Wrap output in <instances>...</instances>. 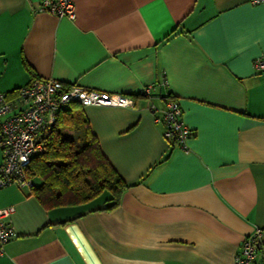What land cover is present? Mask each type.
I'll use <instances>...</instances> for the list:
<instances>
[{
	"label": "crops",
	"instance_id": "crops-1",
	"mask_svg": "<svg viewBox=\"0 0 264 264\" xmlns=\"http://www.w3.org/2000/svg\"><path fill=\"white\" fill-rule=\"evenodd\" d=\"M39 1L0 0V93L35 76L132 96L80 107L127 187L111 208L107 191L45 208L27 188L0 189L16 233L0 264H234L257 229L264 264V2L71 0L69 19L34 12ZM166 94L192 130L188 152L155 121Z\"/></svg>",
	"mask_w": 264,
	"mask_h": 264
},
{
	"label": "built area",
	"instance_id": "built-area-1",
	"mask_svg": "<svg viewBox=\"0 0 264 264\" xmlns=\"http://www.w3.org/2000/svg\"><path fill=\"white\" fill-rule=\"evenodd\" d=\"M264 0H250L259 4ZM34 12H45L57 17L74 19L75 7L71 0H40ZM256 73H264V55L253 60ZM154 84L143 86L139 95L151 97ZM70 103L80 106L132 107V96L108 93L90 89L76 83L64 84L60 80L33 78L28 84L18 88L16 96L9 99L0 93V189L10 185L21 188L33 186L27 174L32 158L43 151L45 136L56 121L58 110ZM155 121L163 125V136L177 144L183 152L189 151V138L192 130L182 120V110L178 100L166 94L161 116ZM14 212L13 206L0 208V253L2 246L16 235L9 219ZM260 230L248 235L234 264H253L260 245Z\"/></svg>",
	"mask_w": 264,
	"mask_h": 264
},
{
	"label": "trees",
	"instance_id": "trees-1",
	"mask_svg": "<svg viewBox=\"0 0 264 264\" xmlns=\"http://www.w3.org/2000/svg\"><path fill=\"white\" fill-rule=\"evenodd\" d=\"M80 107L70 103L58 110L56 121L44 138L43 151L27 167L33 180L29 190L45 208L85 203L104 191L111 195L112 203L107 207L111 208L118 204L127 187L100 151ZM73 130L80 135L71 136Z\"/></svg>",
	"mask_w": 264,
	"mask_h": 264
},
{
	"label": "rangeland",
	"instance_id": "rangeland-1",
	"mask_svg": "<svg viewBox=\"0 0 264 264\" xmlns=\"http://www.w3.org/2000/svg\"><path fill=\"white\" fill-rule=\"evenodd\" d=\"M74 107H76V106H74ZM70 135L75 137L77 135H80V132L77 130H73L70 132ZM35 182L38 183V180H35Z\"/></svg>",
	"mask_w": 264,
	"mask_h": 264
}]
</instances>
